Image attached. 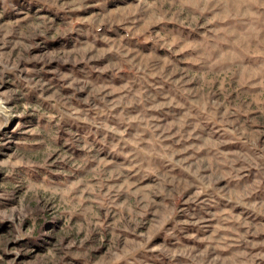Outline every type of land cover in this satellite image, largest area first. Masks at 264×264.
I'll list each match as a JSON object with an SVG mask.
<instances>
[{
  "label": "rangeland",
  "instance_id": "374dc122",
  "mask_svg": "<svg viewBox=\"0 0 264 264\" xmlns=\"http://www.w3.org/2000/svg\"><path fill=\"white\" fill-rule=\"evenodd\" d=\"M0 264H264V0H0Z\"/></svg>",
  "mask_w": 264,
  "mask_h": 264
}]
</instances>
